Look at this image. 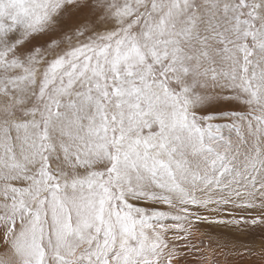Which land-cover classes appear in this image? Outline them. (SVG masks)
I'll return each instance as SVG.
<instances>
[{
  "label": "snow or ice",
  "instance_id": "snow-or-ice-1",
  "mask_svg": "<svg viewBox=\"0 0 264 264\" xmlns=\"http://www.w3.org/2000/svg\"><path fill=\"white\" fill-rule=\"evenodd\" d=\"M264 256V0H0V264ZM222 258V259H220Z\"/></svg>",
  "mask_w": 264,
  "mask_h": 264
},
{
  "label": "rangeland",
  "instance_id": "rangeland-1",
  "mask_svg": "<svg viewBox=\"0 0 264 264\" xmlns=\"http://www.w3.org/2000/svg\"><path fill=\"white\" fill-rule=\"evenodd\" d=\"M193 231L194 235L191 239L197 242L203 241V244L201 245L202 250L188 252L187 255L182 258L181 264H208V262L203 258L209 255V245L211 244L212 247H215V244L212 241L205 239V237L202 236L201 233L209 230L206 225H197L194 227ZM209 234L212 235L214 239L219 240L221 242L236 240L247 242L249 240H254L257 245V250L264 251L259 249L258 247L261 236V233L259 231L255 233L241 235L235 228H229L211 231ZM240 264H264V256L254 255L251 258L245 256L243 259L240 260Z\"/></svg>",
  "mask_w": 264,
  "mask_h": 264
}]
</instances>
